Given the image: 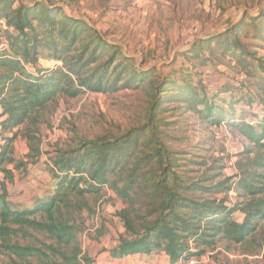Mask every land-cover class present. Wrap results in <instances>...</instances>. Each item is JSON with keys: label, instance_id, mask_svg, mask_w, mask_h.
I'll return each instance as SVG.
<instances>
[{"label": "trees", "instance_id": "obj_1", "mask_svg": "<svg viewBox=\"0 0 264 264\" xmlns=\"http://www.w3.org/2000/svg\"><path fill=\"white\" fill-rule=\"evenodd\" d=\"M0 24V45H7L0 47V248L12 255L9 264L33 257L46 264H81L75 215L90 209L87 194H99L105 185L126 204L118 214L126 232L109 251L111 257L164 252L171 262H184L202 258L222 241L264 251V59L242 42L264 43V8L181 52L203 60L210 59L206 51L214 57L221 52L235 61L245 77L220 92L201 80L194 84L189 66L180 77L162 76L157 66L145 68L85 18L50 0H0ZM43 58L56 65L41 67ZM147 84L151 101L143 124L116 137L79 139L74 147L55 152L54 192L28 208L14 206L7 182L14 180V169L26 165L15 158V141L37 139L49 108L61 98ZM243 88L236 100L222 97ZM242 98L247 107L237 109ZM171 102L245 138L251 144L242 150L250 155L248 168L225 178L222 172L196 175L193 166L205 163L169 144L175 138L167 131L173 122L167 121L165 105ZM231 192L237 202L230 201ZM31 231L54 243L42 248L15 241L19 233Z\"/></svg>", "mask_w": 264, "mask_h": 264}, {"label": "rangeland", "instance_id": "obj_2", "mask_svg": "<svg viewBox=\"0 0 264 264\" xmlns=\"http://www.w3.org/2000/svg\"><path fill=\"white\" fill-rule=\"evenodd\" d=\"M50 1L76 17L85 18L106 40L118 44L123 53L145 68L157 66L162 76L171 74L180 77L183 68L192 67L194 84L201 80L215 92H220L227 84H238L245 77L237 72L239 67L235 61L224 57L221 52L214 57L210 51H206V56L210 58L208 60L197 57L190 59L181 52L200 39L224 32L242 18L249 19L259 8H264V0ZM242 42L251 44L249 48L255 56L264 59L262 41H258V46L254 45L257 41L253 39L244 38ZM39 64L47 68L54 67L56 62L43 58ZM30 70L34 71V68ZM202 82L199 81L200 84ZM243 89L221 95L236 100L243 96L240 93L245 92ZM151 90L147 84L116 93L87 92L77 98H61L44 113L38 125L37 139L30 142L19 136L15 141V158L26 165L14 169V180L7 182L9 200L18 209H25L54 192L56 179L50 167L51 156L55 152L74 147L79 139L116 137L143 124L151 101ZM243 99L238 100L237 109L247 107ZM215 100L221 102L217 97ZM165 106L168 108L167 121L173 122L167 131L175 138L169 144L205 163L193 166L197 170L196 175L222 172L221 178H225L248 168L250 155L242 153V150L251 144L245 138L224 125L210 124L199 113L185 110L177 103L171 102ZM1 120L0 117V123ZM9 168H14V164H10ZM3 178L4 174L0 172V187ZM86 198L90 209L75 215L82 250L81 264L110 262V259L116 258L111 257L109 251L126 232L118 215L126 204L107 185L101 188L99 194H87ZM229 199L233 203L238 200L234 192L229 193ZM236 218L241 221L243 216L237 212ZM15 241L42 248L54 243L49 237L35 231L29 235L19 233ZM262 243L264 245V240ZM11 256L0 248V264L12 263ZM186 263L264 264V251L252 252L243 245L222 241L202 258L195 257ZM24 264L46 263L45 259L33 257Z\"/></svg>", "mask_w": 264, "mask_h": 264}, {"label": "crops", "instance_id": "obj_3", "mask_svg": "<svg viewBox=\"0 0 264 264\" xmlns=\"http://www.w3.org/2000/svg\"><path fill=\"white\" fill-rule=\"evenodd\" d=\"M102 264H187L186 261L173 263L164 253L137 254L128 255L124 258L110 259V262L104 261Z\"/></svg>", "mask_w": 264, "mask_h": 264}, {"label": "built area", "instance_id": "obj_4", "mask_svg": "<svg viewBox=\"0 0 264 264\" xmlns=\"http://www.w3.org/2000/svg\"><path fill=\"white\" fill-rule=\"evenodd\" d=\"M5 46H7L5 42L2 43V44L0 45V47H5ZM251 124H252V123H251ZM193 263H194V262H193Z\"/></svg>", "mask_w": 264, "mask_h": 264}]
</instances>
